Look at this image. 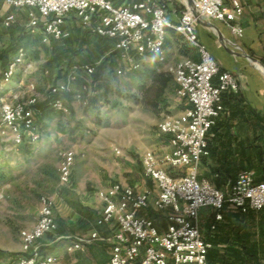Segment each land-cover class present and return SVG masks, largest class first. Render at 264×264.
Listing matches in <instances>:
<instances>
[{
  "label": "built area",
  "instance_id": "2783aa9c",
  "mask_svg": "<svg viewBox=\"0 0 264 264\" xmlns=\"http://www.w3.org/2000/svg\"><path fill=\"white\" fill-rule=\"evenodd\" d=\"M244 0H193L198 15L210 22L224 24L237 38L243 34L239 20L243 16ZM4 7L26 11L28 27L40 30L43 42L49 38L67 39L64 29L66 19L73 15L80 25L93 35L112 40L123 66L117 70L136 71L139 64L130 55L134 50L139 57L152 55L159 64L163 56L168 30L174 31L195 50L198 60L184 59L169 72L177 85L178 98L187 102L182 118L168 117L160 124L161 132L169 137V151L158 155L147 153L142 161L143 174L151 179L158 190L153 203L148 191L137 192L120 183L100 191L97 197L103 204L97 227L114 222L118 228L113 236L108 264H207L211 245L202 239L198 213L202 208L220 211L228 204L240 213L264 209V182H255L249 173L240 174L225 194L206 180H200L198 169L202 158L209 156L207 134L215 126L223 111L222 94L238 93L240 85L230 72L221 69L196 33L197 20L187 5L176 22L168 18V9L154 0H139L131 7H115L110 0H0V18L5 28L15 23V14H4ZM25 57L23 49L5 70L0 69L2 82L8 83ZM160 71V70H159ZM84 72L93 76L92 65L70 68L65 81L50 89V106L56 112L69 114L64 97L69 93L76 75ZM80 97H78L79 99ZM36 98L25 102L0 105V137L8 138L14 145L27 139L37 142L40 138L36 120L40 111ZM59 182L68 186L75 154H60ZM39 216L31 229L20 231L22 254L17 264H58L56 257L43 254L38 242L57 231L54 217L55 203L42 196ZM153 209L156 212L171 210L167 229L160 233L152 220L138 213ZM92 239H99L94 231ZM82 244L67 246V253L81 250Z\"/></svg>",
  "mask_w": 264,
  "mask_h": 264
},
{
  "label": "rangeland",
  "instance_id": "374dc122",
  "mask_svg": "<svg viewBox=\"0 0 264 264\" xmlns=\"http://www.w3.org/2000/svg\"><path fill=\"white\" fill-rule=\"evenodd\" d=\"M179 2L183 5L171 0L177 10L187 5L185 0ZM163 4L168 9L166 2ZM74 25L75 28L70 30L71 40L58 45L78 47L73 39L80 40L82 33L89 32L90 38L95 36L79 23ZM28 29L23 27L21 34H31ZM106 42L113 43L108 39ZM183 44L186 43L183 41ZM52 46L53 42L48 46L41 45L40 51L36 52L27 49V45L23 47L25 59L10 82L4 87L0 83L1 102L13 104L36 98L38 104H42L51 87L67 79L70 68L65 60L52 65L48 63L53 57ZM181 47L185 48V45ZM83 50L71 66L92 65L97 70L107 58L114 66L110 68L107 64L100 72L99 81L79 72L65 97L69 114L49 109L38 116L40 138L37 142L26 139L16 146L10 139L0 137V264H7L9 255L22 254L20 231L35 225L42 196L55 203L58 195L68 189L88 191L89 188L98 192L114 183L124 185L121 176L129 174V166L142 174V161L147 153L161 155L169 151V137L159 127L162 121L168 117H183L185 101L177 97V85L169 71L163 72L171 77V81L163 92L162 101L151 110L143 101L144 92L152 84L153 76L162 71L139 62L138 70H125L122 75H117L123 64L112 56V47L105 45L99 52L93 45H88ZM2 57L10 58L6 54ZM250 73L252 77L263 78L256 71H247L243 75L250 78ZM65 151L75 154L70 186H62L59 182L60 154ZM64 260L67 263L68 258Z\"/></svg>",
  "mask_w": 264,
  "mask_h": 264
},
{
  "label": "crops",
  "instance_id": "0c3cea01",
  "mask_svg": "<svg viewBox=\"0 0 264 264\" xmlns=\"http://www.w3.org/2000/svg\"><path fill=\"white\" fill-rule=\"evenodd\" d=\"M110 1L115 7H131L139 0ZM154 1L160 4L166 2L168 18L172 22H176L184 10V6L183 9L177 10L172 6L171 0ZM4 14H15L16 20L11 27L5 28L0 18L1 70H5L13 62L18 51L24 50L25 45L27 49L36 52L40 51L41 45L44 47L57 42L53 38L43 42L40 30L28 27L25 10L17 11L4 7ZM75 22L79 23L73 15L69 16L64 29L70 33V30L75 28ZM208 22L213 27L208 23L197 24L195 29L198 38L221 69L237 78L240 89L238 93L222 94L223 111L215 126L207 134L209 156L202 158L198 176L200 180L208 181L227 194L243 173L251 174L255 182H264V76L256 70L264 72V0H244L243 16L238 22L243 30L240 38L235 37L224 24ZM23 27L29 28L31 34L27 36L21 34ZM22 43H25L23 47L15 48ZM181 45H185V48ZM52 50L53 46L51 52ZM112 50L115 51L113 43ZM24 53L26 56L25 50ZM3 54L8 55L9 60L2 57ZM130 55L137 63L162 72L170 71L184 59L197 61L199 58L197 52L183 44L179 34L171 30H168L165 38L163 64L158 63L156 56L146 55L141 58L134 50H131ZM247 57L256 60L255 66ZM247 71H256L263 78L252 77L251 73L250 78L244 77L243 74ZM0 83L1 87H4L5 84L2 81ZM19 102L21 101L15 103ZM65 104L69 108L66 100ZM129 168L127 171L129 174L126 177L121 176L123 186L137 192L148 191L150 202L153 203L158 195L155 183L145 177L143 171L141 174L133 166ZM70 185L71 182L68 186ZM100 191L103 190L98 192ZM98 192L89 188L88 191L73 188L58 195L54 209L58 228L55 234L38 242L41 253L58 258V264H108L113 236L118 228L114 222L103 227L96 226L103 209V204L97 197ZM220 213L222 219L219 221L215 218L217 214L215 209L202 208L198 213L202 239L211 245L207 254V264H264V209L242 214L226 204ZM170 214L171 210L156 212L153 209L138 213L140 217L152 220L160 233L166 231L167 218ZM94 231L98 232L99 239L91 238ZM72 243L82 244V249L67 253L66 248ZM66 257L67 263L64 260Z\"/></svg>",
  "mask_w": 264,
  "mask_h": 264
},
{
  "label": "trees",
  "instance_id": "16d2710c",
  "mask_svg": "<svg viewBox=\"0 0 264 264\" xmlns=\"http://www.w3.org/2000/svg\"><path fill=\"white\" fill-rule=\"evenodd\" d=\"M183 9V8H182ZM80 40L73 39V42L77 43L78 47H68L63 48L61 45H58V43H66L69 40H71V34L69 38L63 39V40H57V42H54L52 54L53 57L49 60L48 63L51 65L54 63H57V61L65 60L67 62L68 68H71V65L73 64L74 60L80 57L83 54V47L88 45H93L95 47V50L101 52V48H103L105 45L112 47V44H109L106 42L107 39L93 36L90 38V33L85 32L82 33ZM112 56L117 57L119 60V54L114 51L111 53ZM107 64L110 68L114 66V62L110 61L109 58L104 59V61L99 65L97 70H95V73L93 74V80L99 81L101 78L100 72L104 70L107 67ZM171 81V77L166 73H158L155 74L152 78V84L145 90L144 92V103L150 107L151 110L156 109L159 106V103L162 101V95L164 90L167 88L168 83ZM67 98V96H65ZM64 97V99H65ZM52 98L49 96L46 98V100L42 104H36V108L40 111V117L45 113L46 110L52 109L50 106ZM1 254V253H0ZM21 254H12L7 256V259L9 260L7 264H17L18 257Z\"/></svg>",
  "mask_w": 264,
  "mask_h": 264
},
{
  "label": "water",
  "instance_id": "95a60500",
  "mask_svg": "<svg viewBox=\"0 0 264 264\" xmlns=\"http://www.w3.org/2000/svg\"><path fill=\"white\" fill-rule=\"evenodd\" d=\"M185 1H186V4H187L188 9H189V11L191 12L192 16L197 20V22H198L199 24H202V23H208L210 26H212L211 23H209L207 20L201 18V17L198 15V13L194 10V8H193V0H185ZM212 27H213V26H212ZM247 58L250 59V60L253 62L254 66H255V64L257 63L256 60H254L253 58H250V57H247ZM255 69H256V67H255ZM256 70H257L260 74H262V75L264 76V73H263L262 71H260V70H258V69H256Z\"/></svg>",
  "mask_w": 264,
  "mask_h": 264
},
{
  "label": "bare ground",
  "instance_id": "6f19581e",
  "mask_svg": "<svg viewBox=\"0 0 264 264\" xmlns=\"http://www.w3.org/2000/svg\"><path fill=\"white\" fill-rule=\"evenodd\" d=\"M258 70H260V69H258ZM260 71H262V70H260ZM264 73V72H263Z\"/></svg>",
  "mask_w": 264,
  "mask_h": 264
}]
</instances>
